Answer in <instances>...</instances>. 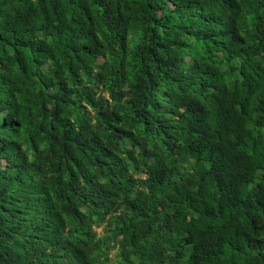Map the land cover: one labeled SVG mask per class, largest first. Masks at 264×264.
<instances>
[{
  "label": "trees",
  "instance_id": "obj_1",
  "mask_svg": "<svg viewBox=\"0 0 264 264\" xmlns=\"http://www.w3.org/2000/svg\"><path fill=\"white\" fill-rule=\"evenodd\" d=\"M0 264H264V0H0Z\"/></svg>",
  "mask_w": 264,
  "mask_h": 264
},
{
  "label": "rangeland",
  "instance_id": "obj_2",
  "mask_svg": "<svg viewBox=\"0 0 264 264\" xmlns=\"http://www.w3.org/2000/svg\"><path fill=\"white\" fill-rule=\"evenodd\" d=\"M98 231H99V232H102V229H99Z\"/></svg>",
  "mask_w": 264,
  "mask_h": 264
}]
</instances>
